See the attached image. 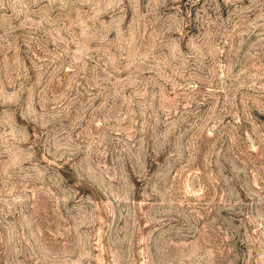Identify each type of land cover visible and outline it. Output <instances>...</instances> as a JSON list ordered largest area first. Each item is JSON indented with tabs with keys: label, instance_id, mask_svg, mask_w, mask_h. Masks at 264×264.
Instances as JSON below:
<instances>
[{
	"label": "rangeland",
	"instance_id": "374dc122",
	"mask_svg": "<svg viewBox=\"0 0 264 264\" xmlns=\"http://www.w3.org/2000/svg\"><path fill=\"white\" fill-rule=\"evenodd\" d=\"M0 264H264V0H0Z\"/></svg>",
	"mask_w": 264,
	"mask_h": 264
}]
</instances>
